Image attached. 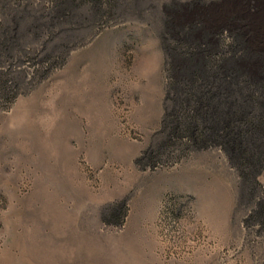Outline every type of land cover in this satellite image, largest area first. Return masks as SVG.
I'll return each instance as SVG.
<instances>
[{
	"label": "rangeland",
	"instance_id": "obj_1",
	"mask_svg": "<svg viewBox=\"0 0 264 264\" xmlns=\"http://www.w3.org/2000/svg\"><path fill=\"white\" fill-rule=\"evenodd\" d=\"M191 26L264 66V0H0V264H264V164L169 79Z\"/></svg>",
	"mask_w": 264,
	"mask_h": 264
},
{
	"label": "bare ground",
	"instance_id": "obj_2",
	"mask_svg": "<svg viewBox=\"0 0 264 264\" xmlns=\"http://www.w3.org/2000/svg\"><path fill=\"white\" fill-rule=\"evenodd\" d=\"M193 29L192 26L186 27V32L180 38L177 35L176 39L173 37L170 41L173 43V49L179 48V55L188 60L189 66L186 69L175 68V74L178 76L175 77L174 65L169 64V67L172 65L173 74L169 79L177 85L186 86L190 96L192 92L198 93V96L192 95L198 101L205 98L218 100L222 105L221 113L227 116L225 130L233 133V129H236L235 136H238L242 140L241 144H244L239 152L240 158L245 160V164L251 163L257 168H262L264 164V66L251 73L241 65L246 42L241 34L233 32L229 27L216 33L207 29L203 37L196 40L189 35L190 32L195 33L198 30ZM167 34L169 35L166 33L165 36ZM213 35L217 37L218 46L213 47L210 44ZM163 39L168 41L167 37ZM166 46L169 48L170 45ZM167 54L170 57L168 51ZM189 111L196 116L200 113L196 109ZM213 111L216 109L214 108ZM251 137L255 146L252 151L248 150L247 146V139Z\"/></svg>",
	"mask_w": 264,
	"mask_h": 264
}]
</instances>
